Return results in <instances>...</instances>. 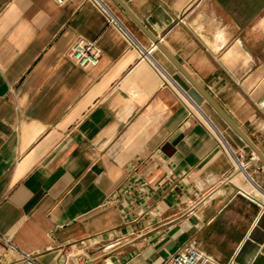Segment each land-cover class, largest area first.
<instances>
[{
    "label": "crops",
    "instance_id": "obj_1",
    "mask_svg": "<svg viewBox=\"0 0 264 264\" xmlns=\"http://www.w3.org/2000/svg\"><path fill=\"white\" fill-rule=\"evenodd\" d=\"M123 1L264 154V0ZM152 56L163 71L95 0H0V234L43 264H165L191 239L200 264H264V163Z\"/></svg>",
    "mask_w": 264,
    "mask_h": 264
},
{
    "label": "built area",
    "instance_id": "obj_2",
    "mask_svg": "<svg viewBox=\"0 0 264 264\" xmlns=\"http://www.w3.org/2000/svg\"><path fill=\"white\" fill-rule=\"evenodd\" d=\"M54 1L58 4H63L67 0ZM95 2L103 9L108 17V21L116 24L128 39L130 45L139 50L140 56L148 59L159 71H163L152 56V51L156 48V45L152 43L148 48H145L103 0H95ZM100 53L101 49L96 40L85 38H78L68 52V54L83 67L96 65L99 61ZM215 131L219 138L226 143L223 134L217 127L215 128ZM0 241L9 252L14 254L15 257L12 264H43L35 253L20 247L13 241L10 235L0 234ZM209 260H211V256L204 252L197 240L191 239L172 254L165 264H200L201 262H208ZM79 264H90V262L85 260L81 261Z\"/></svg>",
    "mask_w": 264,
    "mask_h": 264
},
{
    "label": "water",
    "instance_id": "obj_3",
    "mask_svg": "<svg viewBox=\"0 0 264 264\" xmlns=\"http://www.w3.org/2000/svg\"><path fill=\"white\" fill-rule=\"evenodd\" d=\"M119 6L125 11V13L134 20L144 32L151 35L153 42L157 45L166 56L175 64V66L190 80L199 93L205 98V100L213 107L222 120L248 145L253 149L256 156L264 163V154L258 148V146L252 141V139L238 126V124L230 117V115L217 103V101L184 69V67L176 60V58L161 44L150 31L142 24L136 15L131 11L128 5L123 0H115Z\"/></svg>",
    "mask_w": 264,
    "mask_h": 264
},
{
    "label": "bare ground",
    "instance_id": "obj_4",
    "mask_svg": "<svg viewBox=\"0 0 264 264\" xmlns=\"http://www.w3.org/2000/svg\"><path fill=\"white\" fill-rule=\"evenodd\" d=\"M207 116V115H206ZM212 123V122H211ZM214 127V126H213Z\"/></svg>",
    "mask_w": 264,
    "mask_h": 264
}]
</instances>
